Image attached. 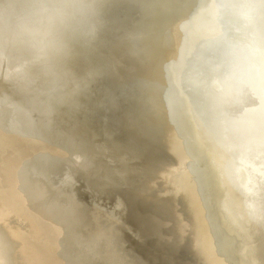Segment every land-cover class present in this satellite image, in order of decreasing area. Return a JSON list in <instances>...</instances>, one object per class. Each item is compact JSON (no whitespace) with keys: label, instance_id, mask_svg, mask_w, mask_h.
<instances>
[{"label":"bare ground","instance_id":"bare-ground-1","mask_svg":"<svg viewBox=\"0 0 264 264\" xmlns=\"http://www.w3.org/2000/svg\"><path fill=\"white\" fill-rule=\"evenodd\" d=\"M153 144L199 263L264 264V0H0V264H156L102 196Z\"/></svg>","mask_w":264,"mask_h":264},{"label":"rangeland","instance_id":"rangeland-1","mask_svg":"<svg viewBox=\"0 0 264 264\" xmlns=\"http://www.w3.org/2000/svg\"><path fill=\"white\" fill-rule=\"evenodd\" d=\"M153 145L159 149L157 144ZM159 152L160 155L151 161L152 167L158 166L165 159V153ZM128 196L134 202L136 212L144 217L147 215L148 220L156 225L158 233L156 238L150 239L149 245L154 256H150L152 261L156 264H200L194 254L186 224L181 223L185 218L183 211L169 197L156 192L149 196L134 188L128 191Z\"/></svg>","mask_w":264,"mask_h":264},{"label":"water","instance_id":"water-1","mask_svg":"<svg viewBox=\"0 0 264 264\" xmlns=\"http://www.w3.org/2000/svg\"><path fill=\"white\" fill-rule=\"evenodd\" d=\"M130 111V110H129ZM128 113V116L127 117H129V119L127 118V122H125V124L123 123V128H125V130H128V128L131 126L130 125V118H132V116H131V113L130 112H127ZM126 116V115H125ZM104 141V140H103ZM145 141V143H146V141L147 140H144ZM147 144V143H146ZM162 145V144H161ZM37 146H38V144H37ZM158 146H159V149L161 150V151H163V153H167L168 154V152L167 151H165V147L163 148L162 146H160L159 144H158ZM145 147V146H144ZM43 149V148H42ZM175 157H174V154L173 153H171V152H169V154H168V156H167V158L166 159H164V160H162V164H160L159 163V165H160V167L161 168H164V167H166L163 171H164V173H162V172H159V174L158 175H160V176H156L155 178H154V181H150V182H148V184L146 185V186H144V189L142 190L141 189V187H138V184L141 182V180L137 183V184H135V186L134 187H132V188H134L135 190H142L141 192H143L144 194H149V196L150 195H152V194H155V192L156 193H158V194H160V195H164V196H166V197H168L169 196V198L173 201V203L176 205V207L178 208V209H181V207L179 206V205H181V203L179 202V199L177 200L176 199V197L174 196V195H172L171 193H169L168 191H166L165 190V185H164V183L162 182L163 181V176L165 175V173H166V171H167V168L169 167L168 166V163L169 164H178V161H175V159H174ZM175 161V162H174ZM168 162V163H167ZM172 162H174V163H172ZM179 165H180V163H179ZM152 167V166H151ZM153 169H154V167H152ZM153 184H154V186H153ZM158 184H160V186H158V188H155V186H157ZM124 185V184H123ZM154 188H153V187ZM161 190H160V189ZM158 189H159V191H158ZM130 189L128 188V189H126L125 190V188L122 186V185H120V186H116V187H114L113 189H111V194L109 195V196H106L104 193H103V195L102 196H105V197H107V200L109 201L111 198H113L115 195H118L120 198H121V200H122V211H123V213L124 212H126L127 211V208L125 209V208H123L124 207V201H123V199H122V197L121 196H124L125 197V201L126 202H128L130 205H133V206H135V204H134V202H132V200H131V198H129V196H128V191H129ZM124 192V193H123ZM173 196V197H172ZM89 203H91L92 205H94V206H96L97 207V203L96 204H94V203H92V201H89ZM179 203V204H178ZM128 204V205H129ZM126 207H127V205H126ZM98 208V207H97ZM183 209V208H182ZM181 209V210H182ZM133 210V209H132ZM129 211H131L130 209H129ZM182 211H184V210H182ZM108 213H110V212H108ZM112 218L114 217V214L112 215V213H110L109 214ZM126 216L127 217H129V215H127L126 214ZM125 216V217H126ZM124 217V218H125ZM121 219V221L123 222V224H127V226H129L130 228L132 227V229L129 231V234H133V232H135V227H133V226H131V224H128V223H126V221L123 219V218H120ZM181 223L182 224H186L184 221H182L181 220ZM122 224V225H123ZM119 226V225H118ZM187 226V225H186ZM120 228V227H119ZM121 229H124V227H121ZM256 231H257V233L256 234H259V235H261V236H264V224L262 223V225L260 224V225H258V226H256ZM262 239H264L263 237H261ZM121 239H125L126 241H127V244H128V247H130V252H133V250H134V246H135V244L133 243V238L131 237V235H122L121 236ZM263 243H264V241H262ZM255 250V249H254ZM127 251V250H126ZM130 252H125V251H123V253L124 254H128L129 253V255L131 256V258H133V260L135 261V263L136 264H138L139 263V261L138 260H136V258L132 255V253L130 254ZM264 263V262H263Z\"/></svg>","mask_w":264,"mask_h":264}]
</instances>
